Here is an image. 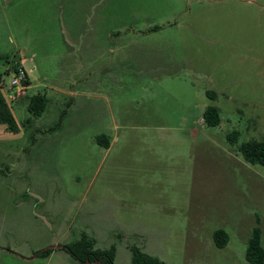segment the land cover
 Masks as SVG:
<instances>
[{
  "label": "rangeland",
  "instance_id": "374dc122",
  "mask_svg": "<svg viewBox=\"0 0 264 264\" xmlns=\"http://www.w3.org/2000/svg\"><path fill=\"white\" fill-rule=\"evenodd\" d=\"M22 66L19 131L0 123V264H42L24 258L84 231L116 264L131 245L168 264H251L264 165L240 146L264 137V0H0L3 89Z\"/></svg>",
  "mask_w": 264,
  "mask_h": 264
},
{
  "label": "trees",
  "instance_id": "16d2710c",
  "mask_svg": "<svg viewBox=\"0 0 264 264\" xmlns=\"http://www.w3.org/2000/svg\"><path fill=\"white\" fill-rule=\"evenodd\" d=\"M17 69V68H16ZM30 82V81H26ZM47 98L43 94L35 95L29 104V110L35 116H41L46 108ZM66 110H63L57 122L50 126L47 131L53 132L61 128ZM204 120L209 126H218L221 122L220 109L216 105H210L204 112ZM29 120V119H28ZM0 123H5L8 129L12 132L19 131L18 122L13 114L9 100L7 99L3 86L0 83ZM239 131H233L228 138L232 143L238 140ZM109 145V142L106 143ZM240 150L244 158L253 164L264 165V137L262 139H250L241 144ZM229 234L224 229H219L215 232V240L218 246L224 247L229 242ZM72 257L85 264L86 262L93 263L94 261H102L108 264H116L115 245L110 248L101 249L96 247L95 238L88 232L81 233L79 238H76L64 245V248ZM132 264H168L156 256L145 253L137 245H131ZM53 248L40 250L38 257L44 258L50 255ZM247 260L251 264H264V246L262 243V231L257 227L250 238L247 248Z\"/></svg>",
  "mask_w": 264,
  "mask_h": 264
},
{
  "label": "built area",
  "instance_id": "2783aa9c",
  "mask_svg": "<svg viewBox=\"0 0 264 264\" xmlns=\"http://www.w3.org/2000/svg\"><path fill=\"white\" fill-rule=\"evenodd\" d=\"M29 74L25 67H18L13 74V78L11 81V88L4 89V93L7 99H14L26 93V90L29 87ZM1 85L3 86L1 80ZM4 88V86H3Z\"/></svg>",
  "mask_w": 264,
  "mask_h": 264
},
{
  "label": "crops",
  "instance_id": "0c3cea01",
  "mask_svg": "<svg viewBox=\"0 0 264 264\" xmlns=\"http://www.w3.org/2000/svg\"><path fill=\"white\" fill-rule=\"evenodd\" d=\"M24 259H28V260L40 259L42 264H83L74 257H72L66 250L62 248H56L54 251L50 253L49 256L44 258L34 256L33 258H24ZM85 264H90V262H86ZM92 264H104V263L102 261H94Z\"/></svg>",
  "mask_w": 264,
  "mask_h": 264
},
{
  "label": "flooded vegetation",
  "instance_id": "af4514ba",
  "mask_svg": "<svg viewBox=\"0 0 264 264\" xmlns=\"http://www.w3.org/2000/svg\"><path fill=\"white\" fill-rule=\"evenodd\" d=\"M45 219L47 220V218H45ZM47 221H48V220H47ZM50 224H51V223H50ZM66 243H68V242H66ZM66 243H64V244H60V243H58V244H56V245L53 243L52 245H50V246H48V247H46V248L40 249V250H44V249H47V248H53L54 250H55L56 248H62V249H63V248H64V245H65ZM58 245H63V246H62V247H51V246H58ZM3 250H7V251L12 252L11 248H6V247L4 248V247H3ZM40 250L35 251V252L33 253V257H34V256H35V257H36V256L38 257V253H39ZM54 250H53V251H54ZM64 250H65V249H64ZM33 257H31V258H33Z\"/></svg>",
  "mask_w": 264,
  "mask_h": 264
},
{
  "label": "water",
  "instance_id": "95a60500",
  "mask_svg": "<svg viewBox=\"0 0 264 264\" xmlns=\"http://www.w3.org/2000/svg\"><path fill=\"white\" fill-rule=\"evenodd\" d=\"M63 245H58V246H51V247H62Z\"/></svg>",
  "mask_w": 264,
  "mask_h": 264
}]
</instances>
